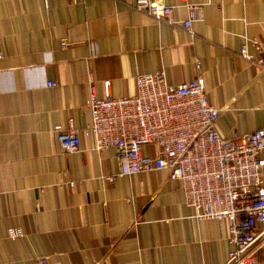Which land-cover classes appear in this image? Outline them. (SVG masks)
Returning a JSON list of instances; mask_svg holds the SVG:
<instances>
[{
    "label": "crops",
    "instance_id": "0c3cea01",
    "mask_svg": "<svg viewBox=\"0 0 264 264\" xmlns=\"http://www.w3.org/2000/svg\"><path fill=\"white\" fill-rule=\"evenodd\" d=\"M161 1L175 7L173 24L134 0H0V264L227 263L226 221H195L167 172L108 182L119 172L113 148L95 151L81 135L67 155L53 134L68 119L91 125L88 80L97 98L106 80L113 97H131L138 74L158 71L175 85L202 77L221 137L264 129V67L254 63L264 0H186L199 9L192 36L188 7ZM245 42L253 62L239 57ZM255 256L264 264V247Z\"/></svg>",
    "mask_w": 264,
    "mask_h": 264
},
{
    "label": "built area",
    "instance_id": "2783aa9c",
    "mask_svg": "<svg viewBox=\"0 0 264 264\" xmlns=\"http://www.w3.org/2000/svg\"><path fill=\"white\" fill-rule=\"evenodd\" d=\"M180 4L188 7L182 27L192 36L190 27L199 9L186 0ZM133 5L158 23L173 24L174 6L161 0H134ZM250 42L262 53L254 39ZM239 50L242 60L253 62L247 42ZM254 63L264 67V58ZM92 82L88 80L86 100L91 125L78 131L68 119L65 128L54 127L59 149L67 155L77 153L81 135L91 140L95 151L113 148L119 172L108 182L167 172L172 183L180 184L184 204L195 221H226L232 246L226 264H254L255 254L264 247V129L230 139L218 135L219 109L208 103L200 76L175 85L166 82L163 72L138 74L131 97H113L106 80L103 95L97 98ZM46 85L58 87L54 81ZM146 146L154 147V157L144 153ZM20 235L16 228L8 231L11 239ZM37 261L50 264L47 258Z\"/></svg>",
    "mask_w": 264,
    "mask_h": 264
}]
</instances>
